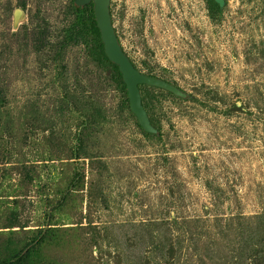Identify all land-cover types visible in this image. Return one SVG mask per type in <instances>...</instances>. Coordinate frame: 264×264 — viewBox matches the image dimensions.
Wrapping results in <instances>:
<instances>
[{"label": "rangeland", "instance_id": "rangeland-1", "mask_svg": "<svg viewBox=\"0 0 264 264\" xmlns=\"http://www.w3.org/2000/svg\"><path fill=\"white\" fill-rule=\"evenodd\" d=\"M159 133L66 42L71 0H0V261L264 264V0H110ZM24 13L13 27V11Z\"/></svg>", "mask_w": 264, "mask_h": 264}, {"label": "water", "instance_id": "water-1", "mask_svg": "<svg viewBox=\"0 0 264 264\" xmlns=\"http://www.w3.org/2000/svg\"><path fill=\"white\" fill-rule=\"evenodd\" d=\"M75 7L93 4V15L100 39L103 44L104 54L107 59L118 67L122 81L125 85L129 110L135 116L139 127L148 134L157 135L158 131L149 120L147 112L142 105L140 85L158 88L171 93L173 96L188 100L189 95L179 87L162 78L148 76L134 67L128 56L124 53L117 38L110 15V0H72ZM221 9L225 0H212ZM24 19V13L20 9L13 11V27L16 28Z\"/></svg>", "mask_w": 264, "mask_h": 264}, {"label": "trees", "instance_id": "trees-1", "mask_svg": "<svg viewBox=\"0 0 264 264\" xmlns=\"http://www.w3.org/2000/svg\"><path fill=\"white\" fill-rule=\"evenodd\" d=\"M209 14L214 16L220 13V8L212 0H206ZM71 10L73 14V22L64 32V40L66 42L72 41L76 43H83L87 49V55L93 63V65L101 70L105 76L112 80L119 91L123 95V99L127 108H129L127 92L125 85L122 81L121 74L118 70V67L112 64L104 54L103 44L100 39V33L97 29L95 18L93 15V4L89 3L82 7H75L73 1L71 0ZM148 76H153L156 78H161L155 72L149 68H145L144 71H140ZM163 79V78H162ZM144 88L146 87L143 85ZM142 85L139 86L141 93L142 105L145 108L149 120L154 128L159 133V128L153 121L151 117L152 104L147 95L142 93ZM149 87V86H148ZM152 90L164 91L158 88L150 87ZM166 92V91H165ZM169 95L171 93L167 92ZM25 259L27 257L15 254L11 259L1 260L0 264H26Z\"/></svg>", "mask_w": 264, "mask_h": 264}]
</instances>
